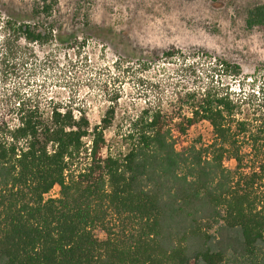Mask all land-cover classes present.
Masks as SVG:
<instances>
[{"label": "trees", "instance_id": "1", "mask_svg": "<svg viewBox=\"0 0 264 264\" xmlns=\"http://www.w3.org/2000/svg\"><path fill=\"white\" fill-rule=\"evenodd\" d=\"M34 2L35 22L0 12V82L54 38L58 1ZM245 22L264 27V4ZM160 58L199 86L130 119L115 151L105 136L114 104L94 126L82 110L31 96L0 111V264H264V126L238 118L227 79L241 67L174 47ZM202 122L212 141L190 142Z\"/></svg>", "mask_w": 264, "mask_h": 264}, {"label": "rangeland", "instance_id": "2", "mask_svg": "<svg viewBox=\"0 0 264 264\" xmlns=\"http://www.w3.org/2000/svg\"><path fill=\"white\" fill-rule=\"evenodd\" d=\"M34 1L3 0L0 12L35 22ZM57 1L53 40L30 46L16 77L0 82L1 112L10 116L17 96H31L43 106L52 100L75 108L76 115L82 110L94 126L114 104L105 136L118 150L130 119L144 109L169 108L183 88L199 86L172 61L151 59L154 51L174 47L239 65L240 77L227 79L240 104L238 118L253 130L264 126V27L250 29L245 22L247 9L264 0ZM212 139L207 122L188 132L193 143ZM225 166L235 169L236 162L227 159ZM58 195L55 187L47 197Z\"/></svg>", "mask_w": 264, "mask_h": 264}]
</instances>
